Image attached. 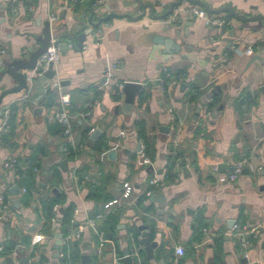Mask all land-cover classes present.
I'll use <instances>...</instances> for the list:
<instances>
[{"label": "crops", "instance_id": "crops-1", "mask_svg": "<svg viewBox=\"0 0 264 264\" xmlns=\"http://www.w3.org/2000/svg\"><path fill=\"white\" fill-rule=\"evenodd\" d=\"M205 1L212 7L231 5L243 13L264 14V0ZM75 2L19 0L12 5L0 0V46L5 49L0 54V93L16 84L3 74L6 62L19 57L26 47H35L30 33H40L44 21L55 14L52 37L66 47L59 50L54 77L70 93L69 109L74 115L69 132L63 131L61 137L54 127L49 130L55 108L46 106L47 95L41 109L23 101L21 93L2 98L0 126L6 108L8 119L0 131V193L6 196L7 206L0 208V243L15 244L10 253H0V264H8L6 257L12 258L11 264H85L82 254L92 258L90 264H112L114 255L125 264L126 249L135 264H264V61L251 62V56L235 54L232 49L249 45L260 53L264 26L243 29L233 37L230 31L240 25L233 19L223 35L226 39L214 40L207 19L174 15L175 10L161 20L147 15L136 21L112 17L95 27L86 36V47L78 50L75 45L83 31V11L87 9V21L94 2L79 0L76 10ZM186 4L183 0L179 6ZM100 5L102 11L95 17L111 11L133 15L141 11L134 0H102ZM153 5L157 13L164 11ZM152 32L171 38L178 48L169 52L163 44L154 43ZM223 53L227 54L225 61ZM170 77L182 80L173 83ZM155 79L163 80L162 90L152 83ZM126 80L143 84L129 114L115 108L123 102L117 84ZM210 102L214 103L208 108ZM163 124L169 126L168 133L160 131ZM87 127L101 129L106 147L88 145V138L82 137ZM64 141H71L73 156L68 157ZM145 141L151 143L147 150ZM138 143L154 171L148 172L149 165L137 162ZM111 150L114 156L109 155ZM176 152L180 153L173 170L176 176L165 181L166 156ZM10 154L18 157L21 178L17 182L1 165ZM63 158L68 165L65 172L57 164ZM243 158H247L244 167L248 171L228 181L230 164ZM34 160L39 165L32 168L33 184L22 172ZM54 169L59 178H53ZM153 177L160 181L152 191L164 197L151 202L148 196L141 197ZM126 181L132 186L127 199L122 197ZM14 184L29 188L14 195L10 192ZM55 194L62 201L54 205L57 210L53 206L54 221L48 223L41 200ZM112 199L119 201L107 211L104 204ZM66 207L72 208L68 234L80 232L62 242L63 250L55 256V233L61 231ZM98 213L103 216L95 220V226L86 225ZM232 220L249 230L253 263L244 261ZM141 224L148 225L151 241L156 242L151 259H147L137 229ZM99 233L105 241L101 242ZM178 245L184 249L182 255L175 252Z\"/></svg>", "mask_w": 264, "mask_h": 264}, {"label": "water", "instance_id": "water-1", "mask_svg": "<svg viewBox=\"0 0 264 264\" xmlns=\"http://www.w3.org/2000/svg\"><path fill=\"white\" fill-rule=\"evenodd\" d=\"M183 0H173L171 1L167 8L162 11L161 13H157L155 10V7L153 3L147 1L143 2L141 0H134L135 4L138 5L141 8V11L137 14L133 15L131 12H123V13H117L114 11L108 12L104 15H101L97 17V19L94 21L92 20V16L95 13H100L102 11L101 5H94L90 9L91 17L88 18L87 21H85L84 16L86 14V10L83 11V15L81 19L83 20V31L78 34L77 44L75 45L76 49H81L83 46V43L86 39V36L88 34L93 33V30L95 27H99L103 22L108 21L110 18H129L133 21L139 20L145 15H147L150 19L153 20H161L167 17L169 14H171L176 7L181 5ZM189 3L199 5L201 8H203L209 15V17L214 18V15L223 14L221 18L224 19V22L219 25L217 23H209L210 26V32L214 40L218 38H223L224 33L227 31V26L230 24L231 20H236L240 23L237 27L234 28V30H231V36L237 37L241 34L243 29H259L264 26V14L263 13H243L238 10H236L231 5H222L220 7H212L207 1L205 0H187ZM126 5H130V1L126 3ZM249 22H256L255 25H249ZM89 23L90 26L86 27V24ZM229 32V33H230ZM30 36L34 39L36 42V46H28L25 50H23L20 53L19 57L11 58L9 61L6 62L5 68L3 71V74L9 75L11 78L15 79L16 84L12 87H9L7 89H4L0 93V103L2 102V98L10 93H21L22 94V100L23 101H31L32 103L39 106V109L42 108L44 104V97L51 91V79L55 76V69L52 65V63L49 65V69L40 77H36L31 79L30 81L27 80V72L31 71L35 65L38 57L43 54L48 45L50 44L51 38H52V32H51V23L49 20H45L43 23V28L40 33H30ZM152 41L156 44H163L164 47L171 52L172 49H177L178 45L169 37H165L159 33H151ZM57 42V39H54ZM66 47V43L61 42L58 43V48L61 52H63L64 48ZM10 52H8L9 54ZM259 60L264 61V47L261 50L260 53H255L251 56L250 61ZM61 84L62 81L60 82ZM152 83H157L158 88L160 89V80L155 79L152 81ZM185 86V83H182V87ZM143 84L139 81H132V80H126L123 83L122 86V94H123V102L122 105L116 106V111H121L125 114H129L135 104L136 97L140 95L142 90ZM160 131L163 133H168L169 126L166 124H163L160 126ZM102 131L100 128H94L92 132L89 134L87 143L91 147H94L95 141L101 136ZM141 148V144L138 143L136 147V151H138ZM110 156L115 155V150H111L109 152ZM58 166L62 171H67L68 165L67 160L65 158L58 161ZM181 166H183V161L180 163ZM185 167L183 166V169ZM148 172L154 171L153 165H149L146 169ZM185 170V169H184ZM248 171V167H244L242 172ZM158 172H161V169L158 170ZM10 192L14 195L18 194L19 192V186L17 184L10 186ZM164 196L162 193L155 194L154 191H151L148 195L149 201L153 202L155 199H162ZM15 206L18 205V202L14 203ZM13 208V206L11 207ZM63 208L60 209L62 211ZM231 225L234 224V220H232ZM137 229L139 231V234L141 236V241L144 245L147 259L153 258V249L156 246V242L151 241L149 232H148V225L141 224L137 226ZM55 245L54 248L56 249L55 256H58L59 253L63 250V233L61 231L55 233ZM124 254V263L125 264H135L133 256L129 253V251L126 249L123 252ZM82 262L85 264H90L93 260L88 254H82L81 255ZM8 264H11L12 258L6 257L5 259ZM244 261L248 262L247 259L244 257ZM106 264H110L107 262ZM145 264H148V261L145 262Z\"/></svg>", "mask_w": 264, "mask_h": 264}, {"label": "built area", "instance_id": "built-area-1", "mask_svg": "<svg viewBox=\"0 0 264 264\" xmlns=\"http://www.w3.org/2000/svg\"><path fill=\"white\" fill-rule=\"evenodd\" d=\"M6 2L10 4H15L19 0H5ZM151 3L157 5L161 9H166L168 6V3L166 0H149ZM102 0H94V5H100ZM174 15H177L179 13H183L187 17L191 18H205L207 21L210 23H217L221 25L224 22L223 18H211L209 17L208 13L201 8L199 5L196 4H186L183 6H178L177 8L174 9ZM57 18L55 14H51L49 16V21L50 23L54 21ZM82 47H86L84 44ZM233 52L238 55H245V56H252L255 53H257V50H255L252 46H239V45H234L232 47ZM5 49L4 47L0 46V54L4 53ZM60 58V51L58 48L57 42L54 40V38H51L50 44L48 45L46 51L41 54L37 61L35 67L30 71V74L27 76V80L30 81L33 78L40 77L42 76L48 69L49 65L52 63L54 66ZM222 60L227 59V54L223 53L221 55ZM169 74V73H168ZM168 79H171L173 83H176L177 81L182 80L181 77L174 78L170 77ZM168 79H164V81H168ZM160 89L162 90L163 85L162 82L163 80H160ZM123 82H120L117 84V87L121 90L123 86ZM51 89H55L57 91V97H58V107L55 108L52 118H55L59 123L63 124L65 126L64 132L67 133L69 132V124L71 118L74 116L72 112L69 109V104H70V93L65 90L64 86L60 83V80L53 77L51 79V84H50ZM169 112H171V109H169ZM85 114H89V112H86ZM7 119H8V108L3 110V119H2V124L0 126V131L5 130V127L7 126ZM170 120H173V116H170ZM94 128L91 129V131ZM121 134H124L123 131H121ZM138 153V159L137 162L140 165H149L151 163L150 159L145 155L143 151V145H141V148L137 151ZM247 162V158L239 159L230 164V167L228 169L226 178L230 182L236 181V179L239 177V175L242 172V169L244 165ZM2 167L6 169L10 175L12 176L13 180L15 182L19 181L21 176L19 174V164H18V157L16 154H10L7 156L1 163ZM159 179L157 177H153L149 180V184L157 186L159 183ZM26 191V188L24 186H21L19 189L20 193H24ZM150 190L146 191V194H150ZM132 193V186L129 184V182H123V192H122V197L123 198H129ZM118 199H112L104 204V208L108 211L111 205L118 203ZM0 206L2 209H5L7 206V198L5 195L0 193ZM54 209L57 210V206H54ZM103 216V213H98L96 215V218H89L86 220V225H89L91 227L95 226V220L98 218H101ZM52 221H54V218H52ZM233 233L236 235L239 244L241 248L243 249V257L247 259V261H250L251 263L254 262L251 256V246L250 242L247 239V234L249 233V230H247L245 227H239L238 224H234L232 227ZM79 232L73 234H67L64 237V240L62 241L63 243L69 242L71 239L74 237L79 236ZM99 238L101 242L105 241V239L102 237V233H99ZM37 241V238H35ZM3 251V245L0 243V253ZM175 252L178 255H182L184 253V249L181 245L176 246ZM112 264H120L119 258L117 255H114L113 257V262Z\"/></svg>", "mask_w": 264, "mask_h": 264}, {"label": "trees", "instance_id": "trees-1", "mask_svg": "<svg viewBox=\"0 0 264 264\" xmlns=\"http://www.w3.org/2000/svg\"><path fill=\"white\" fill-rule=\"evenodd\" d=\"M94 0H91V3H93ZM79 7V0H76V2L73 5V8L76 10ZM97 17H95V15L92 16V20H96ZM214 102H210L207 106L208 108L211 107V105ZM46 106H54V108L58 107V97H57V93L56 91L51 90L46 97ZM53 128V130L55 131V133H57V135L63 137V131L65 129V126L61 123H59L55 118H53L52 121L49 122V130L52 132L51 128ZM92 128L87 127L84 129L83 131V139L84 138H88V132L91 130ZM141 135V134H140ZM67 150H68V157L73 156L74 155V149H73V145L71 143V141H64ZM151 143L145 141V150H147L148 147H150ZM104 145V141L102 139V136H100L95 143L94 149H102ZM106 147V146H105ZM42 153V151H41ZM180 156L179 152H176L174 155H170L168 154L166 156V164H165V174H164V180H169L171 178H174L176 176V173L173 171L175 165L178 162V158ZM39 162L34 160L31 163H29V166L27 167L28 169L25 170V172H22V174L25 175H29V180L33 181L34 184V178H33V172H32V168L33 167H38ZM21 174V171H18ZM22 175V176H23ZM59 173L56 169H54L53 172V178H59ZM23 176V179L25 180L26 177ZM27 186V185H26ZM149 190L152 191L153 188L155 187L154 185L149 184ZM29 188V186L26 187ZM148 195L146 193H144V195L141 197V199H145ZM60 201H62V197L60 194H55L52 195L51 197H47L41 200V211L46 219V222L51 223L52 222V218L54 216V212H53V206L56 203H59ZM1 208V207H0ZM71 214H72V208L71 207H66V209L64 210V212L62 213V217H61V223H60V230L63 233V235H67L68 234V230L66 229V226L68 223H70V219H71ZM14 244L13 242H10V244L7 246L3 245V251L1 253H3L4 255L8 254L11 252V250L14 248ZM65 254V253H64ZM34 255H31V258ZM64 261L67 260V255L65 254L64 256Z\"/></svg>", "mask_w": 264, "mask_h": 264}]
</instances>
